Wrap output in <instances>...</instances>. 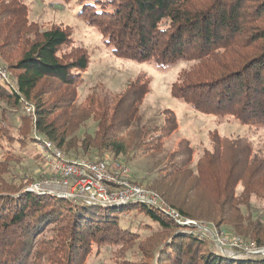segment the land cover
Wrapping results in <instances>:
<instances>
[{
    "label": "trees",
    "instance_id": "1",
    "mask_svg": "<svg viewBox=\"0 0 264 264\" xmlns=\"http://www.w3.org/2000/svg\"><path fill=\"white\" fill-rule=\"evenodd\" d=\"M79 19L94 24L120 59L162 71L191 63L173 83V99L213 116L217 125L233 118L264 129V0H87ZM72 41L67 27L43 29L31 21L22 0H0V56L16 74L13 84L0 80V100L22 109L18 134L33 131L68 157L95 162L106 154L130 163L142 153L163 152L164 138L180 121L170 109L159 114L162 123L146 118L142 106L151 83L142 77L111 103L96 97L78 104L76 88L91 59ZM29 107L33 112L26 114ZM5 123L13 126L0 119V138L9 142ZM250 136L212 131L211 148L196 161L183 139L143 186L182 218L224 227L264 249V145L258 147ZM4 148L0 145V152ZM1 156L0 264H87L96 247L130 244L143 227L154 226L159 231L149 241L155 240L153 259L160 264H264L261 255L229 259L196 227L181 226L145 204L87 207L26 191L47 179L44 166L41 174H24L10 150ZM128 212L142 216L133 228L123 224ZM55 228L56 241H39Z\"/></svg>",
    "mask_w": 264,
    "mask_h": 264
},
{
    "label": "rangeland",
    "instance_id": "2",
    "mask_svg": "<svg viewBox=\"0 0 264 264\" xmlns=\"http://www.w3.org/2000/svg\"><path fill=\"white\" fill-rule=\"evenodd\" d=\"M22 1L29 7L31 21L37 22L43 29H49L55 25L67 27L73 38L71 46L84 48L87 51L91 63L87 71L82 73V81L76 88L78 104L85 105L87 99L96 97L99 101L111 103L114 99L119 98V95L126 90L130 83H133L138 77H142L143 80L151 83V93L147 96L142 106V111L146 114V118L162 123L159 114L166 109L173 110L178 116L180 121L179 129L170 136L163 137L165 141L163 152L157 153L156 157H151L152 154L149 153H142L130 163H127L123 157L118 158L117 162L124 164L128 168L133 184L150 190L145 185L143 186V179L147 177L154 178L157 171L164 166L168 154L176 150L183 139L189 141L194 151V161L203 154L204 150L211 148L209 134L212 131H217L221 135L227 136H245L249 133L258 147L264 145L263 128L257 126L249 128L233 118H230L226 125H217L213 116L196 112L188 104L173 99L171 94L172 85L178 80V76L191 66V63L179 62L174 67L162 71L152 64L137 63L120 59L113 55L109 48L105 46V41L99 29L94 24L91 25L89 21L79 19L87 0ZM0 67L4 68L8 75L7 78L1 77L0 80L6 84H13L16 75L15 71L11 70L1 56ZM21 115H24L22 109L7 104L6 100H0V119L7 120V124L9 120L10 124L13 125L8 128L6 123L3 125L5 129H8L10 141L8 142L6 138H0V145L5 147L0 152V159L2 160L1 153L3 151L10 150L20 160L16 170L22 171L24 174L33 172V174H41L44 164L36 159L39 156L42 160L38 138H46L39 136L33 131L28 135L18 134L17 126L19 124L17 120ZM88 126L92 128L93 122L89 121ZM104 159L113 160V156L106 154ZM47 174V179L39 180L38 182H48L51 179V175ZM31 185L26 187V191L31 188ZM92 210L104 212V209L99 208ZM135 220L142 221L141 213L129 214L128 212L124 216L123 224L126 227L133 228L135 227ZM194 224L192 226L196 227L198 232L203 233L205 240L213 246L214 250L229 259L237 260L247 258V256L260 255L264 257V252L255 254L253 253L254 250H250L252 248L264 251V249L257 248L252 243H245L239 237H235L225 231L224 227L219 228L210 223L194 222ZM185 227L189 228L191 226ZM56 229L58 228L45 231L40 236L39 241L41 243L56 241L59 235ZM158 231L157 226H154L151 231H144L143 227L140 237L130 244L96 247L87 264H160L158 260L153 259L154 252L151 248L155 244V240L151 241L153 244L149 241ZM147 238L148 241L146 242ZM237 239L242 243L243 248L234 249L231 247L232 242ZM219 241L225 243L226 246H223ZM246 247L250 249L248 250Z\"/></svg>",
    "mask_w": 264,
    "mask_h": 264
},
{
    "label": "built area",
    "instance_id": "3",
    "mask_svg": "<svg viewBox=\"0 0 264 264\" xmlns=\"http://www.w3.org/2000/svg\"><path fill=\"white\" fill-rule=\"evenodd\" d=\"M7 76V71L0 67V78ZM32 110L33 108L29 107L26 112L31 114ZM38 142L44 168L51 175V179L48 182L32 184L29 192L76 200L87 207L145 204L161 211L181 226L195 225L194 221L182 218L177 211L168 207L156 192L133 184L129 170L124 164L108 159L95 162L81 157L70 158L54 142L39 138ZM239 242L238 239L232 242L231 247L243 248ZM219 243L226 246L221 241ZM250 250H254L255 254L264 252L259 249Z\"/></svg>",
    "mask_w": 264,
    "mask_h": 264
},
{
    "label": "water",
    "instance_id": "4",
    "mask_svg": "<svg viewBox=\"0 0 264 264\" xmlns=\"http://www.w3.org/2000/svg\"><path fill=\"white\" fill-rule=\"evenodd\" d=\"M72 201H75V202H77L76 200H72Z\"/></svg>",
    "mask_w": 264,
    "mask_h": 264
}]
</instances>
